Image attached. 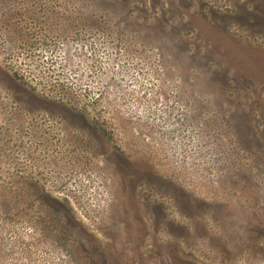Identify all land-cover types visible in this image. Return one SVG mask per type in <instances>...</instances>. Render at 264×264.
<instances>
[{
	"label": "rangeland",
	"instance_id": "obj_1",
	"mask_svg": "<svg viewBox=\"0 0 264 264\" xmlns=\"http://www.w3.org/2000/svg\"><path fill=\"white\" fill-rule=\"evenodd\" d=\"M0 264H264V0H0Z\"/></svg>",
	"mask_w": 264,
	"mask_h": 264
}]
</instances>
